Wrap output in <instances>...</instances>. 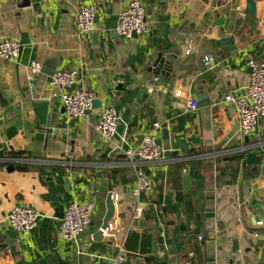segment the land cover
I'll use <instances>...</instances> for the list:
<instances>
[{
    "label": "crops",
    "instance_id": "crops-1",
    "mask_svg": "<svg viewBox=\"0 0 264 264\" xmlns=\"http://www.w3.org/2000/svg\"><path fill=\"white\" fill-rule=\"evenodd\" d=\"M24 1L0 0V42L22 45L17 61L0 60V264H58L59 257L113 264L121 248L125 264H153L151 256L187 264L191 253V264H264V119L243 136L237 111L216 105L248 83L250 60L264 61V0H254L256 16L245 14L249 0H141L149 33L132 40L112 30L132 0H29L22 7ZM84 6L99 16L89 36L77 30ZM159 55L176 60L170 79L156 87L149 69ZM210 55L213 70L203 63ZM33 62L44 72L54 62L55 73L77 71L79 89L117 110L116 138L96 133L101 108L68 120L49 77L31 78ZM194 100L204 106L187 111ZM155 123L164 157L141 166L154 188L138 194L136 169L123 151L140 146ZM248 153L257 165L247 164ZM237 154L243 159L231 161ZM111 193L119 198L113 231L97 241ZM88 201L96 213L78 246L61 240L65 209ZM20 205L42 214L31 233L17 234L7 220Z\"/></svg>",
    "mask_w": 264,
    "mask_h": 264
},
{
    "label": "built area",
    "instance_id": "built-area-1",
    "mask_svg": "<svg viewBox=\"0 0 264 264\" xmlns=\"http://www.w3.org/2000/svg\"><path fill=\"white\" fill-rule=\"evenodd\" d=\"M96 16L95 6H84L79 10L77 30L81 36H89L96 31ZM116 32L124 40H132L134 36L144 38L148 35L146 7L141 0H132L118 16ZM21 50L20 41L4 39L0 42V60L17 61ZM203 63L207 70H213L218 65L216 57L212 55L205 57ZM248 68L250 70L248 83L242 88L230 91L216 105L233 107L238 114L240 133L250 137L258 130L264 119V61L252 59L248 62ZM28 69L32 79L44 74V66L39 62H33ZM78 79V72L74 70L58 71L52 77V84L61 91L60 100L66 118L70 121L84 118L92 110L96 99L95 94L89 90L78 88ZM198 106L197 100L190 101L187 111H195ZM119 125L120 118L114 107L107 106L100 109L95 131L103 140L112 142L118 134ZM159 129V123L153 124L140 146L123 151L127 163L136 169L138 194L150 192L154 188L151 179L147 177L141 166L160 161L164 157V152L156 138ZM112 198L115 203L119 201L117 195L113 194ZM95 213L96 204L92 201L70 204L65 209L58 226L59 238L78 246L80 237L92 225ZM143 216L144 210L137 208L135 218L141 220ZM41 219L42 214L38 210L31 206L20 205L9 214L7 220L17 234H28L36 228ZM258 226L263 227L264 220L258 222ZM109 231H113L112 225L104 232V237ZM194 258V253L189 254L190 262L187 264H191ZM126 261L125 251L121 248L113 264H125Z\"/></svg>",
    "mask_w": 264,
    "mask_h": 264
},
{
    "label": "water",
    "instance_id": "water-1",
    "mask_svg": "<svg viewBox=\"0 0 264 264\" xmlns=\"http://www.w3.org/2000/svg\"><path fill=\"white\" fill-rule=\"evenodd\" d=\"M30 5L29 0H25L22 4V7H27ZM257 13V7H256V2L254 0H249L246 4V10L245 14L248 16H256ZM99 21V16H96V23ZM117 22H115L112 25V30L114 31L115 35L118 36L117 32ZM134 38H137L134 36ZM176 58L174 57H169V56H164V55H159L156 63L149 69V72L153 75L155 78L154 85L157 87L159 83L169 80L170 76L173 72V65L174 61ZM56 71V62H54L44 73L49 77V81H52V77ZM250 72V71H249ZM33 86L38 85V81H33L30 83ZM201 100V98H199ZM204 104H200L198 107H203ZM102 108V102L100 100H94L93 102V107L92 110H97ZM248 142V140H247ZM182 144V150L186 153L188 152L186 144ZM172 155V154H170ZM246 162L248 165H257L258 163V158L255 153H248L246 157ZM8 172H13L15 171L14 166H9L7 168ZM184 184H185V190L187 191L190 188V179L188 177L184 178ZM112 193L108 196L107 202H106V207L107 211L102 223V226L100 227L99 232L95 235L94 239L97 241H101L104 237V232L109 230L110 228V222L115 218L116 214V206L115 202L112 198ZM12 229V228H11ZM177 260V259H176ZM147 262H152L153 264H168L167 262H158L156 257H148L146 259ZM58 264H75V260L72 259L70 260H63L62 258L59 257L58 259Z\"/></svg>",
    "mask_w": 264,
    "mask_h": 264
},
{
    "label": "trees",
    "instance_id": "trees-1",
    "mask_svg": "<svg viewBox=\"0 0 264 264\" xmlns=\"http://www.w3.org/2000/svg\"><path fill=\"white\" fill-rule=\"evenodd\" d=\"M10 156L11 157H22V156H24V154L23 153H12V154H10ZM243 157H244L243 154L232 155L230 157V160L231 161H238V160H242ZM1 164L2 163H0V166H1ZM16 168L18 171H26L27 170V167H25V166H16Z\"/></svg>",
    "mask_w": 264,
    "mask_h": 264
}]
</instances>
